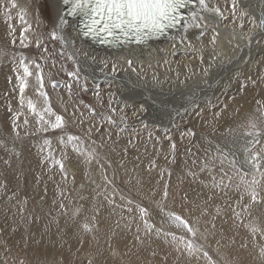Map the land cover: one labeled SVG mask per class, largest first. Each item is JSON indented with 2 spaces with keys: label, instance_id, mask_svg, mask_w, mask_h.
Returning <instances> with one entry per match:
<instances>
[{
  "label": "bare ground",
  "instance_id": "6f19581e",
  "mask_svg": "<svg viewBox=\"0 0 264 264\" xmlns=\"http://www.w3.org/2000/svg\"><path fill=\"white\" fill-rule=\"evenodd\" d=\"M238 1L233 9L223 0H209V7H218L221 16L205 12L207 19L200 21L201 28L190 27L178 33L169 30L174 39L150 41L147 49L137 47L129 54L127 49L121 53L96 49L80 37L76 22L56 29L57 39H52L53 18L65 9L60 0H15V8L9 0H3L1 254L9 249L27 255L31 247L34 256H47L49 264H86L88 260V264H217L214 260L220 264H264V29L259 27L264 20V0ZM22 5L33 13L35 27L22 15ZM29 29H41L45 34L39 37L42 47L78 69L75 78L82 80L83 90L94 102L103 99L107 103H99L100 113L111 117H103L109 126H102L99 137L96 135L107 149L101 155L113 162L114 172L126 189L152 202L155 211L149 218L137 205V211L132 210L131 203L121 199L106 184L108 181L105 183L107 177H100L106 175L104 167L112 173L110 166H98L96 155L88 154L91 151L82 137L80 141L69 137L50 140L51 144L46 142L48 147L39 144L32 148L30 142L14 144L10 123L15 121L10 118V110L29 107L24 100L21 103L23 96H28L34 106L32 79L27 80L26 94L17 96V76L23 75L19 61L23 57L32 72L29 62L41 48ZM214 30L219 35L212 44ZM61 35L69 45L74 42V47L63 45ZM48 52L43 51L40 57L46 60ZM72 52L78 55L70 58ZM251 119L258 120L259 135H245ZM35 122L29 123L26 131L47 128ZM99 129L96 126L93 131ZM173 145L177 148L171 150ZM130 149L132 152L127 153ZM254 154L261 158L259 172L249 162ZM49 156L56 158L54 170L47 162ZM12 161L17 163L13 165ZM69 172L72 175L68 178ZM241 176L245 181L253 177L259 181L256 187L261 203L250 204ZM21 185L26 202L13 199L15 191L11 188L18 191ZM29 190L36 197L34 205L30 204ZM170 214L181 217L195 234L177 227ZM140 218L149 220L147 226L143 223L138 233L130 230ZM246 220L249 226H241ZM85 224L90 231L84 229ZM95 227L102 229L101 235ZM176 230L192 240L168 235ZM46 233L49 242L42 247ZM196 243H205L212 249L210 254ZM79 250L88 257L82 258Z\"/></svg>",
  "mask_w": 264,
  "mask_h": 264
},
{
  "label": "rangeland",
  "instance_id": "374dc122",
  "mask_svg": "<svg viewBox=\"0 0 264 264\" xmlns=\"http://www.w3.org/2000/svg\"><path fill=\"white\" fill-rule=\"evenodd\" d=\"M225 1L226 0H223L224 5H227V4L233 5L232 4V0H227L226 2ZM238 3H239V1L236 3V5ZM220 5H222V4H220ZM28 9H29V7L26 8L24 5H22L21 13H22V15H25L27 17V19L29 20L28 24L33 22L34 23V27H35L36 26V20L33 21V19H34L33 13L28 11ZM29 31L30 32H28V33L32 37L34 42H37V43L41 42V48H37V54L32 59L34 61L30 60V62H29L30 65H31V68H32L33 75L27 78V80L32 79L33 83H34L35 91H34V95L31 96V100L34 101V109L28 107L26 110L24 109L25 113L23 112L24 110L23 111H17V110H14V109L10 110L9 114L12 116L10 118H12L11 119L12 121H15V122L10 123L13 131L15 132L14 135L12 136L14 144L17 145V144L20 143V144H27L28 145L29 142H30L31 146H29V147H32V148L36 147V145L40 146L39 144H42V145H45L46 147H48V145L51 144L50 140H52V141H54L55 139L58 140L61 137H75V138L78 137V139H73V140H75V141L79 140L80 141V138L82 137V140L87 144V146L89 147V149L91 151V153H88V154L92 155L94 157L96 155V160H94V161L98 164V166H100V167L101 166H105V164L107 166H110L109 170L112 171V173L109 174L106 171L107 167H104L103 170H104V173H106V175H100V177L101 178H104V176L107 177L105 183L108 181L106 184H109V186H111L113 189H115L116 192L119 193L121 199L125 200L126 202L131 201V205L134 208L132 210H136L135 209L136 205L138 206L137 209L139 211H140L141 208L147 209V213L146 214L148 215L147 217L149 218V216H151L153 214V209L155 211V208L152 207L153 206L151 204L152 202H150V200L148 198H146V197L144 198L142 196H139L136 193H132L128 189H126L123 186V184H121V182L119 180V175L114 172V171H116V167L113 166V162L112 161H109V162L106 161L105 157L103 155H101V153L102 152L105 153V151L107 149H105L106 146H104V144L101 145L98 142L97 138L100 135V131L102 130L101 129L102 126H107V124H108V121L107 120L105 121V119L108 118L110 120L111 117H109L108 115L103 116L100 113V110L102 108L99 106V103H100V101L103 104H107V103L103 99H99V102H94L91 99V97L89 96L88 92L83 90V82H82V80L79 77L75 78L76 71L78 69L77 68L74 69V67H71L70 63L68 64V62H66L64 60L63 56L56 55V54L52 55L46 49H44L42 47V41H41V39H39V37H44L45 34H44V32L41 29H29ZM36 32H37V34H35ZM43 51L48 52V58L46 60H43L40 57V54H42ZM34 58H36V60ZM53 61H55V62H53ZM64 62H66V63H64ZM36 65L40 66L39 69L36 67ZM37 75L43 77V87L42 88L40 87V84L37 81ZM55 82H61L63 87L62 88H55L53 86ZM41 92L45 93L46 96L45 95L41 96V94H40ZM25 94L26 93H24V95ZM6 96L8 97L7 94H6ZM17 96L18 97L22 96L21 92H18ZM25 97L23 96L20 99L22 101L24 100L25 104H29V100H28L29 97L28 96H25ZM31 109L34 110V111H32ZM49 109H50V111H49ZM29 110H30V113H29ZM38 110H40V111L38 112ZM12 112H14V113H12ZM42 112L45 113L44 116H43ZM93 112H94V114H93ZM26 115H28V116L31 115V116L28 119V116L26 118ZM57 115H59V116H61L63 118V123L61 124L60 127L54 128L52 125L56 123V116ZM24 116H25L26 119H24ZM103 117H107V118H103ZM48 118H51V121H46ZM91 118H92V120H91ZM30 119H31V122H33V124H34V121H37V122H35L36 125L42 126V123H43V124H45L47 126V128L46 127H45L46 129L38 128L37 131H35V132L26 131V128H28L29 125L31 124ZM37 119H39L40 122H38ZM26 120H29V122H27ZM94 120H96V122H92ZM101 123H103L104 125L101 124ZM253 124L255 125L254 128L251 127V125H253ZM19 125H20V127H19ZM96 126L98 128H100V129L96 130L94 132L93 128L96 127ZM108 126H107V128H108ZM145 128H147V127H143V130ZM0 129H1V126H0ZM124 130L125 129H123V131ZM86 131H88L89 133H87ZM0 132L2 133V131H0ZM249 132H252V133L262 132L261 129L258 128V120L251 119L250 121H248V127L245 129L244 133H245L246 136H248L247 133H249ZM115 133L116 132H114V136L117 137V134L115 135ZM54 135L55 136H59V137H54ZM249 136H251V135H249ZM95 138H96L97 141L95 140ZM36 141H37V144H36ZM46 142H49V144L46 143ZM129 143H131V141H129ZM174 145L172 146L171 150L177 148V147H174ZM161 146L162 145L159 144L157 147L159 149H162ZM138 149L142 153H146L147 152L146 149H143V148H138ZM131 152H132L131 149H130V151L127 150V153H131ZM47 162H48V164L49 163L52 164L51 167H54V168L50 167V169L54 170L55 166L57 164L56 158L49 156L47 158ZM12 163H13V165H15V163H17V162L14 163V161H12ZM1 175L2 174L0 173V179H1ZM66 175L69 178L72 174H71V172H69V173H66ZM195 177H196L195 180L198 181V179H199L198 175H195ZM73 182L76 183V180L74 179ZM89 182L90 181L87 180V183H89ZM81 184H79V182H78L79 186ZM6 188L4 189V192H8ZM11 191H15V192H12L13 193V199L22 198L23 201H25V202L27 201L26 196L24 195V191L25 190L22 188V185L20 186L18 191L14 190L13 188H11ZM17 192H18V194L15 195ZM28 192H29L28 196H29V199H30V204L34 205V203L36 202V197L33 196L32 192H30V190ZM259 201L261 203L262 199H259ZM128 207H131V206H128ZM243 211H244V209H242V213H243ZM97 213L99 215H103V211L102 210H98ZM99 215H98V218H99ZM146 220L147 219L143 218V220L142 219L138 220V223H133L129 227L130 230L138 233L140 230L143 229L142 228L143 223H144L145 226H146L145 222L149 223V220H147V221ZM247 224L248 223H247V220H246V221L242 222L241 226H244V225L249 226ZM95 229H97V227H95ZM95 231L97 232L98 235H101V233H102V229L99 228V227ZM181 233H182L181 231L177 232V230H176V231L168 232V235L172 236L173 238L174 237L177 238V237H179V235H180V237H185L187 235V234L184 235V234H181ZM165 234H167V233H165ZM255 235H258V233L256 231H255ZM43 240H44V242H43L42 247H44L46 245V243L49 242L48 241L49 237L47 236V233H46V236L41 239V241H43ZM184 240L191 241L192 239H190L188 237H185ZM45 241H46V243H45ZM196 246L197 247L199 246L198 248H200V250H203V252H205L206 255H209L211 250H212L211 248H210L211 249L210 250L209 247L206 246L205 243H200V244L196 243ZM2 251H3L2 254L0 253V255H1L0 264H49L48 263L49 261L47 260L48 259L47 256H45L43 254H41V255L38 254L37 256H34L32 254L33 252H32L31 247L28 248V254L27 255L26 254L20 255L17 252L15 253L14 251L9 250V249L8 250H2ZM79 255L82 258H84V256H87V255L82 254L81 250H79ZM21 256H23V257H21ZM213 260H214V258H213ZM214 261L217 264H220V262H217L216 260H214ZM88 262H89V260L86 261V264H88Z\"/></svg>",
  "mask_w": 264,
  "mask_h": 264
},
{
  "label": "snow or ice",
  "instance_id": "6c2138e0",
  "mask_svg": "<svg viewBox=\"0 0 264 264\" xmlns=\"http://www.w3.org/2000/svg\"><path fill=\"white\" fill-rule=\"evenodd\" d=\"M9 2L11 3V7H16L15 0H9ZM2 3L3 0H0V4ZM60 3L69 7L66 13L61 12L58 17L53 18L54 30L51 33L52 39H57L56 29H62L64 25L69 23L66 16L72 18L81 17L83 23L80 28V34L83 38L101 44L110 51L118 50L123 52L127 49L129 54L135 51L137 47L141 51L147 49L149 41L159 40L161 37L174 39L169 30L173 32H187L190 27L201 28L200 21L207 19L204 16L205 12H212L217 16L222 15L218 7H209V0H60ZM236 3L237 0H232L233 9H235ZM182 10H187V15L183 14ZM203 27L206 29L207 24H204ZM259 27L264 29V20L260 22ZM203 34L202 31L201 35ZM217 35L219 33L214 30V35L211 39L212 44L216 43ZM59 39L63 45L74 47V42L69 45V42L63 35ZM0 54L3 53L0 52ZM77 55L78 53L72 52L70 58H75ZM127 63L131 66L132 60L128 59ZM19 64L23 69V75L20 76L18 74L17 79L20 85V92L23 94L25 87H27V78L32 76L33 73L29 70L23 57H21ZM36 67L39 69L40 66L36 65ZM112 71L115 73V65H113ZM37 81L42 88L43 77L37 75ZM40 94L46 96L43 92ZM29 108L34 109L31 101H29ZM62 123L63 118L57 115L56 123L52 126L58 128ZM251 127L254 128L255 125L253 124ZM256 134L258 135V133ZM247 135H253V133L249 132ZM69 139L77 138L69 137ZM260 159L258 154H254L249 160L252 163V167L258 172L261 167L259 163ZM61 168H63V165H61ZM244 175L248 174L245 173ZM261 175L264 176V173H261ZM240 180L241 183L246 184L250 204L259 203L258 197L260 193L256 187L259 181L255 177L251 181H245L244 176H241ZM165 195H167L166 192ZM245 210H248V206H245ZM140 211L144 214L147 213V209L144 208H141ZM170 218L177 227H183L188 232L193 233V235L195 234L193 229L181 217L170 214ZM145 224L147 226V222ZM84 229L90 231L87 224L84 225ZM256 230L255 227L252 228L253 232ZM191 247L189 245L190 250ZM261 255H264V249H261Z\"/></svg>",
  "mask_w": 264,
  "mask_h": 264
},
{
  "label": "water",
  "instance_id": "95a60500",
  "mask_svg": "<svg viewBox=\"0 0 264 264\" xmlns=\"http://www.w3.org/2000/svg\"><path fill=\"white\" fill-rule=\"evenodd\" d=\"M55 88H62V83L61 82H55L53 85Z\"/></svg>",
  "mask_w": 264,
  "mask_h": 264
}]
</instances>
